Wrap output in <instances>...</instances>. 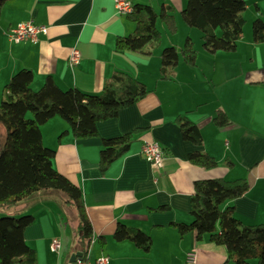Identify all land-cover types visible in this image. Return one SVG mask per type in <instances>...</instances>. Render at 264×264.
<instances>
[{"label":"crops","instance_id":"crops-1","mask_svg":"<svg viewBox=\"0 0 264 264\" xmlns=\"http://www.w3.org/2000/svg\"><path fill=\"white\" fill-rule=\"evenodd\" d=\"M130 1L171 6L174 14L185 7V0ZM243 1L246 23L234 51L210 54L201 46L196 65L180 61L175 78L168 81L159 77L160 52L155 51L159 47L151 55L114 50L117 37L128 38L133 31L127 15L115 12L114 0H9L1 9L0 100L4 85L22 69L33 72L35 90L50 76L62 90L76 88L98 94L108 77L124 72L150 91L116 118L97 123V138L74 140L64 135L60 139L68 125L59 117L40 127L43 145L55 150L54 169L81 191L93 232L86 259L89 264L98 258H105V264H184L185 254L192 250L198 264H232L225 263L224 247L209 242L206 236L202 240L194 233L180 236L171 226L192 221L190 197L196 181L246 179V193L222 208H231L244 225L264 221V44L251 40L252 23L257 18L264 21V0ZM28 20L44 23L47 33L36 42L10 41L8 33ZM184 31L177 41L180 46L185 38L192 39L191 35L200 42L197 32ZM74 47L80 60L69 66L68 56ZM217 110L226 114L231 125L219 128L214 124ZM179 115L197 125L202 137L197 150L212 156L218 163L215 168L189 162L188 155L196 149L182 140L174 123ZM136 129L141 131L135 134L130 151L101 172V139ZM145 143L160 146V168L142 155ZM64 202L60 192L42 191L13 210V215L34 217L24 239L34 251L36 264H69L76 219ZM117 225L148 235L152 240L149 250L128 239L116 241L113 233ZM54 239L61 245L58 252L51 249Z\"/></svg>","mask_w":264,"mask_h":264},{"label":"trees","instance_id":"trees-1","mask_svg":"<svg viewBox=\"0 0 264 264\" xmlns=\"http://www.w3.org/2000/svg\"><path fill=\"white\" fill-rule=\"evenodd\" d=\"M7 1L0 0V12ZM185 1V7L179 12L180 18L187 27L201 33L203 50L210 54L234 51L236 41L244 34V1ZM126 17L133 24V31L128 38L117 37L114 44L116 52L143 51L151 55L161 42L158 21L168 34L175 35L178 31L174 9L164 4L156 12L150 5L132 3V11ZM251 40L254 44H264V21L260 18L252 23ZM197 58L194 42L189 37L185 38L179 50L173 46L163 48L160 52V79L173 80L180 61L187 66H195ZM33 81L32 71L19 70L4 85L1 94L0 264H36L34 251L24 239V232L34 223V217L29 214L19 217L12 213L19 203L42 191H57L64 195V204L72 209L76 219L72 254L81 253L80 259L86 261L93 232L81 191L54 169L52 159L55 150L43 145L40 127L59 117L68 125L60 139L64 135H70L74 140L97 138V123L116 118L121 110L133 106L150 91L141 81L124 72H115L108 77L98 94H85L76 88L62 90L50 76L35 90ZM213 122L219 128L231 125L222 110L216 111ZM174 123L182 140L196 149L188 155L189 162L204 169L215 168L217 161L197 150L202 143L197 125L185 115L177 116ZM139 131L136 129L115 138L101 139L98 162L101 172L130 151ZM225 164L232 165L229 161ZM248 189L246 179L196 181L190 197L192 221L171 226L180 236L194 233L197 240L206 236L209 242L224 247L227 253L225 263L250 264L255 260L256 264H264V221L244 225L232 215L231 208H222ZM113 238L116 241L128 239L144 251H148L152 244L145 233L122 225H117ZM99 242L103 245V237Z\"/></svg>","mask_w":264,"mask_h":264},{"label":"built area","instance_id":"built-area-1","mask_svg":"<svg viewBox=\"0 0 264 264\" xmlns=\"http://www.w3.org/2000/svg\"><path fill=\"white\" fill-rule=\"evenodd\" d=\"M114 9L118 15H128L132 11V3L130 0H114ZM48 27L42 22L28 20L18 24L13 28L8 37L14 43L21 42H36L38 37L47 33ZM80 60V52L77 48H72L68 56L69 66L77 64ZM142 155L155 167L162 166V151L157 143H145L141 147ZM60 242L54 239L51 244V249L58 252L60 250ZM105 258H98L95 264H105ZM74 264H89L81 259H76ZM184 264H198L195 251H189L185 254Z\"/></svg>","mask_w":264,"mask_h":264},{"label":"rangeland","instance_id":"rangeland-1","mask_svg":"<svg viewBox=\"0 0 264 264\" xmlns=\"http://www.w3.org/2000/svg\"><path fill=\"white\" fill-rule=\"evenodd\" d=\"M185 4H186V1H185ZM152 7L155 9L156 12H158L159 9H160V5H157V4H152ZM175 16H176L177 25H178V31H177V34L175 36H172V35H169V34L165 33L163 25L159 21L157 22V28H158L159 32L161 33V44H160L159 48L157 50H155V51L161 52V50L163 48L171 47L173 45H176V46H173V47H176V49L179 50L181 46H180V44H178L177 41H178V38H179V42H180V39L182 37H184L183 36L185 34L184 30H191L192 32H197L200 35V37H201V33L199 31H197L196 29H189V27L184 25V23L182 22V20L180 18L179 11L175 12ZM181 28H184V29H181ZM9 33H8V35H9ZM191 36L193 37L192 39H193V42H194L195 50L196 51H201V39H200V42H199V40H197L194 35H191ZM28 117H31V116L28 115ZM20 215H26V214H20ZM20 215H19V217H21ZM250 263L251 264H256V261L255 260H251Z\"/></svg>","mask_w":264,"mask_h":264},{"label":"water","instance_id":"water-1","mask_svg":"<svg viewBox=\"0 0 264 264\" xmlns=\"http://www.w3.org/2000/svg\"><path fill=\"white\" fill-rule=\"evenodd\" d=\"M81 257V253H74L70 256L69 264H74L77 258Z\"/></svg>","mask_w":264,"mask_h":264},{"label":"bare ground","instance_id":"bare-ground-1","mask_svg":"<svg viewBox=\"0 0 264 264\" xmlns=\"http://www.w3.org/2000/svg\"><path fill=\"white\" fill-rule=\"evenodd\" d=\"M77 259H80V258H77Z\"/></svg>","mask_w":264,"mask_h":264}]
</instances>
